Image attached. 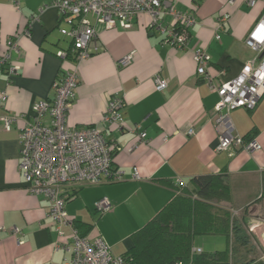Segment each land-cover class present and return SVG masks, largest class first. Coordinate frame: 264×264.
<instances>
[{
	"label": "crops",
	"instance_id": "0c3cea01",
	"mask_svg": "<svg viewBox=\"0 0 264 264\" xmlns=\"http://www.w3.org/2000/svg\"><path fill=\"white\" fill-rule=\"evenodd\" d=\"M229 1L174 0L178 10L196 17L184 50L149 31L146 14L138 15L127 30L95 28L100 50L80 64V82L67 123L72 128L96 126L101 130L114 146L113 167L123 172V180L73 186L75 196L66 202L65 210L82 227L81 232L101 236L116 256L131 248V235L181 189H191L195 177L226 175L229 205L243 207L259 196L262 201L258 203L264 204V94L254 110L230 113L235 132L241 137L252 134L259 150L216 153L212 111L218 96L197 76L192 58L193 50L204 49L210 57L209 76L214 82H227L254 57L244 41L264 12V0H256L252 7L244 0ZM50 2L22 0L15 6L13 0H0V51L6 39L25 29L30 34L19 37V53L13 55L17 74L0 73V95L6 97L0 101V264H69L70 260L69 254L53 250L56 232L48 216L49 205L27 192L19 172L23 122L5 131L1 121L2 117L30 119L32 104L50 99L53 82L69 67L56 56L69 45L58 32L66 26L59 24L53 8L42 9ZM220 18L225 19L218 32ZM130 53L131 64L117 68V61ZM156 75L167 81L162 92L154 88ZM115 96L123 100V123L105 125L102 118ZM190 128L191 136L187 135ZM134 168L139 180L131 177ZM102 198L112 207L97 218L94 202Z\"/></svg>",
	"mask_w": 264,
	"mask_h": 264
},
{
	"label": "built area",
	"instance_id": "2783aa9c",
	"mask_svg": "<svg viewBox=\"0 0 264 264\" xmlns=\"http://www.w3.org/2000/svg\"><path fill=\"white\" fill-rule=\"evenodd\" d=\"M21 1L13 0V4L18 6ZM244 1L250 7L256 2ZM48 7L56 11L59 24L66 26L59 27L58 32L69 41V45L58 50L56 56L66 60L69 67L53 82L52 97L32 104L30 119L2 117L3 129L10 131L15 122H23L19 134V172L27 185V192L43 198L49 205L48 216L56 232L53 250L69 254V264H127L121 256L112 254L101 236H83L65 210L66 202L73 196V186L123 180V172L113 167L114 146L106 141L101 130L96 126L72 128L67 123V113L80 82L79 67L83 60L100 50L96 26L105 30L119 26L127 30L138 15L146 14L149 31L159 33L163 42L173 48L184 50L188 46V29L196 22V17L192 12L178 10L174 0H51L42 9ZM164 18H169L170 22L166 24ZM224 19L219 20L218 32ZM29 35L25 29L5 40L0 51V73L17 74L19 67L14 63L13 55L19 53V37ZM215 39L219 40L218 33ZM244 43L254 57L246 62L235 79L227 82H214L209 76L210 57L204 49L192 52L197 76L205 80L209 91L218 96L212 111L217 133L216 153L231 155L239 149L251 154L259 150L254 138L245 142L235 132L230 113L236 109L254 110L264 94V12ZM132 58V53L123 56L117 61V68L128 67ZM153 84L158 92L167 87V81L158 75L154 76ZM5 98L4 94L0 95L1 102ZM123 105L120 97H112L102 123L121 126ZM193 134L190 128L187 135ZM131 177L140 179L136 168ZM111 207L106 198L94 202V209L100 216L109 212ZM17 242L21 243L18 238ZM260 242L264 244V234H261ZM201 253V248H191L192 255Z\"/></svg>",
	"mask_w": 264,
	"mask_h": 264
},
{
	"label": "trees",
	"instance_id": "16d2710c",
	"mask_svg": "<svg viewBox=\"0 0 264 264\" xmlns=\"http://www.w3.org/2000/svg\"><path fill=\"white\" fill-rule=\"evenodd\" d=\"M242 139L248 142L253 136L247 133ZM181 191V196L177 194L142 229L131 235L132 246L121 255L127 264H229L234 250L237 252V246H231L229 238V219L223 216L216 219L209 213V207L202 203L203 200L210 199L230 203L227 176L222 174L195 177L192 179V188ZM191 195L196 199L193 200ZM261 198L262 196L258 197V202ZM75 226L83 236L87 235V231L81 232L82 227L77 222ZM205 235H224L227 248L211 253L202 250L201 254L192 255L190 258L194 238ZM235 235L234 241H241L243 245L242 235L237 232Z\"/></svg>",
	"mask_w": 264,
	"mask_h": 264
},
{
	"label": "rangeland",
	"instance_id": "374dc122",
	"mask_svg": "<svg viewBox=\"0 0 264 264\" xmlns=\"http://www.w3.org/2000/svg\"><path fill=\"white\" fill-rule=\"evenodd\" d=\"M178 194L181 196L183 192ZM191 198L196 199L194 195H191ZM202 203L209 207V213L216 219L221 216L229 219L231 246H237V252L234 250L230 260L231 264H243L244 262L264 264V244L260 242V236L264 234V204H259L257 200L243 207H235L213 199L203 200ZM96 217H100L99 212H96ZM235 232L240 236L242 235L243 245L241 241H234ZM193 246L201 248L205 253L224 251L227 248V240L224 235L197 236L193 240ZM189 256L192 257L191 250ZM243 256L244 258H242Z\"/></svg>",
	"mask_w": 264,
	"mask_h": 264
}]
</instances>
